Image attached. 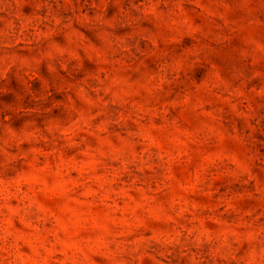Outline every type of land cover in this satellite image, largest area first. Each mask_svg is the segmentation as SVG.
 Here are the masks:
<instances>
[{
  "label": "rangeland",
  "instance_id": "rangeland-1",
  "mask_svg": "<svg viewBox=\"0 0 264 264\" xmlns=\"http://www.w3.org/2000/svg\"><path fill=\"white\" fill-rule=\"evenodd\" d=\"M69 3L70 8H57L52 0H15L11 12L0 13V27L10 21L33 25L38 51L78 48L71 52L76 71L67 84L105 106L104 115L91 120L92 135L81 133L76 139L62 110L65 85L50 86L43 63L31 72L18 67L0 73V143L23 137L7 158L0 155V264L126 261L131 257L101 255L108 222L141 203L156 216L154 231L168 235L175 227L180 233L179 243L168 248L171 255L156 256L161 264H230L233 252L239 256L249 250L242 237L264 235V33L241 26L237 0ZM49 5L51 21L46 19ZM113 40L119 49H113ZM109 53L127 67L121 82L136 89L127 97L130 104L91 91L89 81L104 71ZM149 83L155 84V93L144 97L140 89ZM113 119L122 121L126 131L108 126ZM80 120L88 123L83 113ZM52 126H61L65 139L60 144L40 135ZM168 129L175 132L169 143L178 158L195 151L214 166L198 170L170 161L167 175L158 170L147 188L136 184L133 192V182L140 179L134 169L121 174L122 165L101 167L90 154L99 143L114 152L126 148L133 156L163 155ZM127 133L141 143L132 144ZM74 139L84 143L77 148ZM225 157L230 163H216ZM181 193L178 204L173 196L180 199ZM165 200L179 215L151 209ZM189 205L190 211H184ZM113 206L117 211L110 214ZM198 208L204 211L195 215ZM132 240L129 236L124 242ZM158 251L159 245L149 248L150 254Z\"/></svg>",
  "mask_w": 264,
  "mask_h": 264
},
{
  "label": "clouds",
  "instance_id": "clouds-1",
  "mask_svg": "<svg viewBox=\"0 0 264 264\" xmlns=\"http://www.w3.org/2000/svg\"><path fill=\"white\" fill-rule=\"evenodd\" d=\"M52 4L57 8L71 7L69 0H52ZM237 4L236 11L241 17V26L252 34L264 33V0H237ZM14 7L15 0H0V13L11 12ZM48 9L46 19L51 21L52 6L49 5ZM73 14H75L74 10ZM33 37V25L24 24L22 21H16V23L10 21L7 26L0 27V73L18 67H22L27 72H31L33 69L38 68L40 63H43L49 74L48 84L54 88L59 87L62 83L65 85L68 97L64 102L62 110L71 122L76 139H79L81 133L92 135V131H90L92 129L91 120L95 119L96 116H103L105 106L97 101V97L89 96L82 88H72L67 84V77L76 71V62L73 60L71 52L78 51L79 49H66L63 52L49 50L48 53H45L35 49ZM111 44L113 49H119L121 47L114 40ZM107 59L109 62L103 65L104 71L89 81L91 91L95 92L97 96L100 93H105L116 98L123 97V104H130L131 102L127 97L132 96L136 92V89H130L121 82L127 72L126 65L118 57H112L111 53H109ZM140 92L144 97L153 95L155 93V84H147L146 88L140 89ZM109 102L114 103L116 100H110ZM142 102L147 103L146 100ZM81 113L88 118L87 124L80 120ZM112 125H118L121 132L126 131L122 121L119 119H113L108 122V126ZM60 130L61 126L45 127L43 133H40V135H47L50 144H60L65 139L59 135ZM105 131H107V128H105ZM174 136L175 132L172 129L166 130L163 134L162 143H164L165 149L167 150L166 152L163 149L161 150L164 152L163 155L161 152H157L155 154L149 153L147 156L143 154L141 156H133L126 148L122 152H114L109 145H100L99 143L91 148L90 154L95 157L101 167L105 165L110 166L112 162L122 165L120 167L121 174H125L128 168L134 169L140 179L133 182L131 189L133 192L136 191V184H142L147 188L148 184L152 181V177L158 170L162 174L167 175L170 161L179 166L187 165L188 167H197L198 170L208 169L214 166L209 165L203 160L202 155L198 156L195 151L188 156H184L183 159L178 158L176 156V149L169 143V140ZM113 138L119 140L118 135H115ZM76 139L73 140V143L79 148L80 144L84 143V140L80 139L79 143H76ZM125 139L130 140L132 144L141 143L132 133H127ZM195 141L196 137L194 136L191 142L194 143ZM20 142H23V137L19 140H8L5 143H0V155L7 158L8 150L17 148ZM87 147L88 145H85V148ZM180 151L183 152V149ZM145 152H148L147 148H145ZM226 161L227 158L225 157L216 161V163H224ZM227 162L230 163V161ZM82 182L86 184L87 178H83ZM156 187L159 190L160 185L157 184ZM148 190L150 191L151 189ZM195 194L198 193H194L193 195ZM182 195L181 193L180 199L173 196L176 203H183ZM189 199H191V196ZM150 207L160 215L164 213L174 217L179 215L167 200L162 203H153ZM190 208L191 206L189 205V208H185L184 211H190ZM115 211L117 209L113 206L109 210V213L111 214ZM202 211H204L203 208H198L194 214L198 215ZM155 218L156 216L150 210L149 206L143 203L139 207H136L134 204L129 205L128 209H125L120 217L113 218L108 222L109 232L106 234L107 244L104 246L101 255L109 258L121 256L131 257L126 261L124 259H114V264H142L145 260L151 261V264H161V261L157 260L156 256H161L166 259L168 255H171L168 252V248L175 247L179 243L180 233L176 231L175 227H173L172 232L168 235L154 231L151 225ZM146 232L150 234L145 235ZM129 236L133 237L130 244L124 242L125 238ZM229 239L237 247L239 246V241L231 237ZM242 239H245L249 243V250L239 256L233 252L230 264H264V235L258 233L252 237H242ZM109 245H111V248H109ZM152 245H159L162 251L156 252L155 255L150 254L149 248ZM100 264H104V261L101 260Z\"/></svg>",
  "mask_w": 264,
  "mask_h": 264
}]
</instances>
